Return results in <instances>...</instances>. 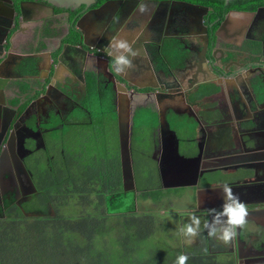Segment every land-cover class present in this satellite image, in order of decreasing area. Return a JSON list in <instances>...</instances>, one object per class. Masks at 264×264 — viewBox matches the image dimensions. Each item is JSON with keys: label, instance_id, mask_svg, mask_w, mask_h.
I'll return each mask as SVG.
<instances>
[{"label": "flooded vegetation", "instance_id": "obj_1", "mask_svg": "<svg viewBox=\"0 0 264 264\" xmlns=\"http://www.w3.org/2000/svg\"><path fill=\"white\" fill-rule=\"evenodd\" d=\"M30 1L12 0L11 3L16 10L13 12L7 1L0 0V62L10 60L12 43L9 44L7 41L11 34L21 29L22 25L34 15L32 18L34 25L28 40L19 49L21 54L26 55L18 57L14 62L19 68L30 65V62L40 64L41 60L34 61L33 53L38 46L41 47L43 41H46L48 48L56 45L55 49L59 48L60 52L64 45L68 47L80 45L84 48L83 51L80 50L81 58L73 55L69 58L68 66L78 72L84 69L93 70L96 80L101 81L105 86L110 85L114 93L115 111L117 85L126 86L136 92L148 91L150 96L146 105L153 107L154 103H158V110L155 109L157 126L153 133L150 156L155 151V159L151 158L156 168L157 163L171 165L172 169L164 174L163 178L158 173L160 185L163 187L165 185V188H179V191L185 190L184 193L189 195V201L193 205V210L196 211L195 215L201 218L204 233L200 234L201 237H196V242L205 245L210 253L219 257L232 258L234 264H264L263 107L259 106L258 109L251 110L247 107L248 110H245L242 116L234 108H231L230 112L229 106L223 99L210 105H204L202 100H192L190 99L192 94H189L192 89L189 85L194 79L197 81L196 77L194 78L195 73L186 79L185 85L177 84L165 88L164 86L137 87L134 83L131 85V80L123 73L114 70L112 61L116 53L110 47V42L116 40L129 43L135 53V56L129 55L132 61L131 70L154 71L167 76L170 72L181 74L186 71L207 70L216 73L219 77L240 72L239 75L244 73V78H247L246 81L252 85L255 82L251 81L253 76L264 77V0L252 11L230 9L224 13L222 19L216 17L212 20L210 17L213 11L210 6L185 0H104L100 4H96L97 0H95L86 9L79 6L73 10L61 11H56L55 7L51 9L42 1L39 2L40 4ZM20 5L24 11V20L17 12ZM41 12L43 13L40 16ZM50 15H58V22H55ZM77 20L83 31V37L77 29ZM225 20L224 27L221 28ZM17 21L22 24L20 27ZM217 21L218 24L213 27ZM75 37H77L76 41ZM82 39H85L91 47L82 45ZM49 59L48 70L57 62H54L52 56ZM235 81L239 84L241 82ZM246 81L241 83L244 87ZM143 88L147 89L141 90ZM219 89L213 94L214 96L218 94ZM82 91L84 90L78 85L72 87L70 92L74 97L71 99L78 106ZM39 98V93L30 95L23 110L16 113L9 124L3 125L0 130V203L3 200L13 199L2 209V212L12 204L21 206L35 192L31 173L26 166L35 153L45 150L49 144L46 139L48 128L45 124L51 116L55 115L63 120L72 110H69L72 105H63L58 101H54V104L52 98L49 100V96ZM42 99L50 101L46 107L42 106L44 103L41 102ZM142 102L139 95L137 102H134L137 104L135 110L138 107H144L140 105ZM254 102L256 101L247 99V103L251 106H255ZM35 108L40 112L34 111ZM61 108L62 111L59 112L58 109ZM159 111L161 114L165 113V119L170 113L187 115L194 122L195 130L198 124L204 123L199 127V136L195 133L194 138L184 139L189 140L187 144H193L192 152L181 149L183 142H179L180 154L195 156L200 152V158L196 162L183 167L174 164L169 153L172 146L171 135L162 122L158 125ZM20 115L21 118H25L24 127H19L17 124ZM241 116H251L252 120L254 118L256 120L253 130L249 133L254 132L259 142L250 150L235 145L236 140L246 133L240 127L241 123L237 118ZM235 124L243 131L235 132ZM243 124L246 125V122ZM169 128L173 130L171 126ZM229 135L235 142V144L232 142L233 146L227 144L229 142L227 138L225 139ZM20 161L27 175L21 170ZM172 165L178 168H173ZM207 178L210 180L207 181ZM226 182L234 187L244 185L243 189L232 188V190L248 210L245 225L237 230L236 238L227 245L218 239L209 238L203 227L204 221H211L213 212L221 209L224 195L221 196L219 192L220 196L201 197L198 203L196 199V191L202 188L199 183H205L208 186L204 187H210L221 186ZM243 190L248 192L242 193ZM123 195L128 198L130 193ZM254 209L260 211L254 212Z\"/></svg>", "mask_w": 264, "mask_h": 264}, {"label": "trees", "instance_id": "obj_2", "mask_svg": "<svg viewBox=\"0 0 264 264\" xmlns=\"http://www.w3.org/2000/svg\"><path fill=\"white\" fill-rule=\"evenodd\" d=\"M103 1L97 0L96 4ZM185 1L210 6L211 20L222 19L230 9L252 11L263 2ZM63 9L55 7L56 11ZM26 67L33 70V62ZM20 84L26 91L27 84ZM200 88L190 99L217 90L211 83H203ZM144 89L147 88L141 90ZM25 104L26 101L19 105L17 113ZM166 120L180 141L194 138L195 124L187 115L170 113ZM156 126L157 112L151 105L134 111L130 153L136 198L143 200L159 201L169 190L161 188L150 156ZM45 127L49 144L35 153L26 166L35 192L21 206L12 204L0 215V264H175L181 253L189 256L187 264H234L232 258L219 260L218 255L198 243L179 253L163 244H148L156 225L151 212H106V197L122 190L114 93L110 85L86 74V91L80 105L63 120L52 115ZM190 150H194L193 144L186 151ZM73 199L85 209H73ZM88 205L94 209L88 210Z\"/></svg>", "mask_w": 264, "mask_h": 264}, {"label": "crops", "instance_id": "obj_3", "mask_svg": "<svg viewBox=\"0 0 264 264\" xmlns=\"http://www.w3.org/2000/svg\"><path fill=\"white\" fill-rule=\"evenodd\" d=\"M43 12L39 13L40 16ZM55 22H58L57 16L50 15ZM32 18L34 17L31 16ZM28 19L25 24H23L21 31L12 38V44L10 45V49L12 50L10 60H2L0 62V130L3 128V125H8L10 120H12L17 113V108L19 105L24 103L25 101L28 102V97L34 93H39V97H47L49 96V100L52 98L53 103L54 101L62 102L63 105L69 104L72 105L71 109L74 107H77L78 105L74 104V97L73 94H71V89L74 86H78L84 90L81 93V96L86 91V74H93L95 76V73L93 70H81V72H78V70H73L70 66H68L69 58L74 56H81L80 50L75 49L73 47H66V49L61 50V52L56 48V45H54L51 48H48L45 42L41 41V47H37L34 54V61L35 60H41L40 64L33 63V70L31 67H18L17 64H15V60L18 57H22V55L19 52V49L21 46L26 44V41L28 40L29 34L31 33V28L34 25L33 19ZM50 56L54 58L55 65L51 67L50 70L49 64H50ZM9 57V56H8ZM81 58V57H80ZM43 66H45L43 68ZM32 70V71H31ZM34 71V72H33ZM195 73L194 78L196 77V80L190 89L189 94H195L199 93L201 90L200 85L203 83H211L213 84L217 90L211 93H203V95H200L197 100H202L204 105H210L214 102H219L220 99L224 100L225 103L229 106L230 112L231 108H234L235 111L240 113L242 116L245 114V110H248L247 107L251 109H258L259 106H262L264 109V85L262 84V80L264 77H256L253 76L251 78V81L256 82V86H253L249 84L247 78H244V73L237 76V79L240 83H244L243 81H246L245 87L243 84L237 83L234 78H232V74L219 79H213L210 81L211 78H214V75H212L213 72L211 71H186L182 72L181 74L170 72L168 73L169 76L164 75V73L160 72H150L145 70H137V69H130L127 68L123 74L126 78L131 80V85L134 83L137 87H147L149 85L154 86H164L170 87V86H176L178 85H185L186 79L192 74ZM234 73V72H233ZM238 73V72H237ZM218 77V76H217ZM263 78V79H262ZM67 82V83H66ZM20 83H26L27 84V90H22ZM66 83V84H65ZM133 84V85H134ZM71 85V86H70ZM74 85V86H73ZM67 86V87H66ZM220 87V89H219ZM219 89V92L217 95H213L216 93ZM43 95V96H42ZM213 95V96H212ZM39 98V99H40ZM73 98V99H71ZM250 98L255 103L254 105H249L247 103V99ZM48 99H42L41 102L43 103L42 106L46 107V105L50 102ZM259 102V103H258ZM152 103V102H150ZM258 103V104H257ZM55 104V103H54ZM155 105L153 108L158 110V103H154ZM26 105V104H25ZM38 107V106H36ZM255 107V108H254ZM36 112H40L38 109H34ZM59 112L62 111L61 109H58ZM256 112V110H255ZM35 113V112H33ZM234 116V115H233ZM237 117L240 120V127L243 129V127H246L247 130L246 133H243L239 139L236 140V144L233 141V138L229 135L225 137L226 140H228L231 144L232 142L236 146H242V138L247 139V135L249 138L254 139L255 142H259L257 136L254 134V132L249 133L251 130H253L255 126V118L252 120L253 117ZM236 119V118H235ZM24 120L25 118H21V115L19 116V122L17 124L19 127H24ZM245 120V121H244ZM206 122H209L208 120H205ZM246 122V125L243 123ZM204 124V123H202ZM201 124V125H202ZM200 124L197 125L195 133L197 136L200 135L199 133V127ZM244 125V126H243ZM238 125L235 124L234 130L237 133H240V131H243L239 128H237ZM258 129V126H257ZM252 142V141H251ZM249 140V143H251ZM233 146V145H232ZM234 179V178H233ZM223 185V184H222ZM208 186L206 184H203L202 187ZM244 185L237 187L238 189H243ZM250 189V187H249ZM247 189V190H249ZM245 192H248V191ZM242 193H245L244 190L241 191ZM257 222H261L257 220Z\"/></svg>", "mask_w": 264, "mask_h": 264}, {"label": "water", "instance_id": "obj_4", "mask_svg": "<svg viewBox=\"0 0 264 264\" xmlns=\"http://www.w3.org/2000/svg\"><path fill=\"white\" fill-rule=\"evenodd\" d=\"M5 1H7L10 4L11 10L13 12H16V10L14 9V7L11 3L12 0H5ZM40 1L46 3V5H49L51 7V9L53 7H59V8L73 10L79 6H83L84 9H86L92 3H94L95 0H31L30 2L40 4L39 3ZM225 1H229V0H225ZM17 12L20 16H22V20H24V18H23L24 11H23V8L21 5L19 6ZM78 21L79 20H77V22H76V26H77V29L81 32V35L83 37V31H82L81 27L78 25ZM225 22H226V20L223 21L221 28L224 27L223 25L225 24ZM17 25L20 27L22 24L19 21H17ZM21 29L19 28L18 30L14 31L11 34V36L9 37V39L7 41L9 44L12 43V38L14 36H16L19 33V31H21ZM6 35L7 34L5 33V36ZM81 42H82L81 44L86 46L87 48L91 47V45L89 43H87L85 41V39H82ZM71 46L75 49H79L82 51L84 50V48L80 45H71ZM66 47H68V46L64 45L63 49H66ZM239 73L240 72H238V73L234 72V73H230L229 75L232 74V77H234L235 80H238L237 76H239ZM212 75H214V78H211L210 81H212L213 79H219L220 78L216 73H212ZM221 77L223 78L225 76H221ZM194 82H195V79L189 85V87L192 86V84ZM262 84L264 85V79L262 80ZM253 86H256V82L253 83ZM148 87L156 88L157 86L149 85ZM139 95H140V99L143 101L140 105L145 106L147 100L149 99L148 97L150 96V93L148 91L136 92L130 88H127L126 86L117 85V93H116V107L117 108H116V111H117L118 146H119V155H120L122 190L116 194L123 195V194L128 193V192L130 193L129 199H131L132 206L130 207V209L127 210L128 212L129 211H135V208H136L134 201L136 198L137 189L135 186V180H134L133 169H132V158H131V153H130V136H131V128H132V117H133L135 108L137 107V104H135V103L137 102ZM185 97H186V95H185ZM212 110H209V111H212ZM160 122H162L164 127L167 129V131L171 135L172 146H171V149H169V153H170V157L174 161V164L175 165H182V167H183L184 165H188V164L196 162L200 158V152H198V154L195 156L180 154L179 153L180 139L176 135L175 131L171 130L169 128L168 123L165 119V113L163 112L161 114L159 111V123H158V125L160 124ZM243 129L247 130L246 127H243ZM246 137H247V139L242 138V144H243L244 149L250 150L251 148H255L257 146V142H255L254 139L249 138L248 135ZM249 140H250V142L251 141L252 142L249 143ZM181 141L183 142L182 147L186 151L187 147L189 145V144H187V143H189V140L188 141L187 140H184V141L181 140ZM154 153H155V151L151 154V157L153 159H155ZM19 166H20L21 170L23 172H25V175H27L25 167L21 161L19 162ZM170 166L169 165L165 166L163 164L157 163L158 173L161 176V178H163L164 174L168 173L169 170L172 169V168H170ZM173 168H178V167L173 166ZM28 180L31 183L30 178H28ZM31 185L33 186L32 183H31ZM224 185H228L231 188H237V187L229 185V182L223 183V185H221V186L202 187L196 191L197 203L199 202L201 197L207 196L209 198V197H214V195L215 196L224 195L222 192V188ZM164 187H165V185H164ZM33 188H34V186H33ZM219 192H220V195H219ZM221 198H223V197H221ZM256 211L259 212L260 210L254 209V212H256Z\"/></svg>", "mask_w": 264, "mask_h": 264}, {"label": "rangeland", "instance_id": "obj_5", "mask_svg": "<svg viewBox=\"0 0 264 264\" xmlns=\"http://www.w3.org/2000/svg\"><path fill=\"white\" fill-rule=\"evenodd\" d=\"M234 18V17H232ZM243 21V19L241 20ZM205 183H199L203 186ZM161 188H164L161 186ZM166 189V188H165ZM185 190L171 187L164 193L159 201H152L151 199H139L135 198V211L137 212H151L156 217V225L153 236L147 241L148 244L153 245H166L168 250L174 252H184V248H189L195 244L196 238L193 242L188 243L187 238L179 234V229L186 223L189 222V218L192 214H196L193 210V205L189 201L190 197L184 193ZM187 192V191H186ZM13 199L3 200L0 203V215L2 209L6 207ZM131 199L126 198L124 195H110L106 197L105 210L111 214L117 211H127L132 206ZM73 209L76 211L85 209L83 204H80L76 200L70 201ZM68 209V208H67ZM94 209L93 206L88 205V210ZM72 211V210H71ZM204 230V229H203ZM201 233L202 226H201ZM163 248V247H161ZM225 259L223 256L219 257V260ZM223 262V261H221Z\"/></svg>", "mask_w": 264, "mask_h": 264}, {"label": "clouds", "instance_id": "obj_6", "mask_svg": "<svg viewBox=\"0 0 264 264\" xmlns=\"http://www.w3.org/2000/svg\"><path fill=\"white\" fill-rule=\"evenodd\" d=\"M110 47L115 51L116 55L112 61L114 70L123 73L127 68L132 67V61L129 55L135 56L131 46L124 40H116L110 42ZM224 194V203L219 211H214L211 221H204L203 227L207 231L209 238H215L224 244H229L237 236V230L242 228L248 216L246 205L235 194L232 188L224 185L222 188ZM179 234L187 238V242L191 243L201 234V218L192 214L189 222L179 229ZM206 252L207 249L205 248ZM189 256L179 254L175 260V264H187Z\"/></svg>", "mask_w": 264, "mask_h": 264}]
</instances>
